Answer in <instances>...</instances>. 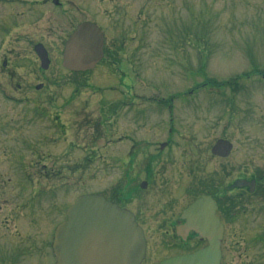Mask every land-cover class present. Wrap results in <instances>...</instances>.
Masks as SVG:
<instances>
[{
  "label": "rangeland",
  "instance_id": "rangeland-1",
  "mask_svg": "<svg viewBox=\"0 0 264 264\" xmlns=\"http://www.w3.org/2000/svg\"><path fill=\"white\" fill-rule=\"evenodd\" d=\"M59 2L0 0V264L55 263V229L79 195L112 197L122 181L137 191L151 154L134 151L133 162L121 167L132 138L171 149L152 151L161 153L160 166L154 164L160 191H135L125 203L147 217L143 264L192 246L165 234L164 218L203 192L215 193L217 172L236 174L247 165L259 189L230 221L222 264H264V0ZM79 16L98 22L109 40L126 38L115 67L106 61L77 76L63 68V45ZM36 43L53 57L45 71ZM119 68L132 81L118 78ZM123 102L143 105V112L124 111ZM123 133L130 136L120 144ZM224 137L235 151L221 161L210 150Z\"/></svg>",
  "mask_w": 264,
  "mask_h": 264
},
{
  "label": "water",
  "instance_id": "water-1",
  "mask_svg": "<svg viewBox=\"0 0 264 264\" xmlns=\"http://www.w3.org/2000/svg\"><path fill=\"white\" fill-rule=\"evenodd\" d=\"M102 37L101 30L94 23L81 24L65 44L64 66L72 70L92 68L102 57ZM35 51L42 60V67L46 68L49 63L47 50L38 44ZM231 148V143L219 140L212 153L226 156ZM66 215L54 235L55 264H142L147 239L130 210L101 194H84L68 208ZM183 217L194 228H201L202 233L205 223L203 235L208 239V245L159 264H220L223 230L219 224L214 228L212 198L203 196L195 200L186 208Z\"/></svg>",
  "mask_w": 264,
  "mask_h": 264
},
{
  "label": "flooded vegetation",
  "instance_id": "flooded-vegetation-1",
  "mask_svg": "<svg viewBox=\"0 0 264 264\" xmlns=\"http://www.w3.org/2000/svg\"><path fill=\"white\" fill-rule=\"evenodd\" d=\"M53 3L58 7L61 5V3L59 2V0H53ZM109 13V15L107 14V17H110L111 11H107ZM106 17V16H105ZM110 20V19H109ZM86 22H90V23H94L95 25H97L99 27V29L101 30L103 37H102V57L100 58V60H98L95 65L92 68H87V69H80V70H72L69 68H66L63 64V60H64V52H65V44L67 42V40L69 39V37L77 30V28ZM75 23V27L73 28V30L70 32V34L68 35L66 41L64 42L63 45V49H62V66L65 70H67L68 72L75 74V76L79 75V74H86L89 73L91 71H94L95 69H99L100 66L103 65L104 62L106 61H111L110 62V68L111 67H115L117 65V62L115 61V57L114 56H122L125 55V43H126V38L123 36L120 38H116L114 37L113 40H109L106 37V33L103 29V27L96 21L89 19L88 17L85 16H79V18L74 19ZM110 31H113V33L118 31V29H114L111 28L109 26ZM39 44L36 43L34 46V50H35V46ZM42 44V43H41ZM43 45V44H42ZM44 46V45H43ZM45 49L47 50V55L49 58V63L48 66L46 68L42 67V61L40 63V69L41 71H45L47 70L53 61V57L50 54V52L48 51V49L46 48V46H44ZM89 48H92V45L88 46ZM35 53L37 54V52L35 51ZM38 55V54H37ZM39 57V56H38ZM39 59H41L39 57ZM4 62H3V66H7V64H9V59L4 57ZM123 69V70H122ZM120 70V74H118V78L123 76L126 77L127 82L132 81L131 78V73L128 72V70L126 68H122ZM7 71V69H5ZM118 73V72H117ZM115 74V72H114ZM116 75V74H115ZM117 76V75H116ZM116 78V77H115ZM78 84H83V86H87L88 83L84 82V83H80V81L77 82ZM87 84V85H86ZM204 86H206L204 84ZM18 87H22V84H18ZM43 87L42 84L36 85L35 88L36 90H39ZM80 88L79 86H76V88ZM77 88V89H78ZM122 97V95H121ZM151 103H148V106ZM166 104L165 107L169 108V111L172 112V110H170V108H173V104H167L166 102L164 103ZM122 105V110H124L125 108H129L130 111H134L137 112L138 110H140L139 112H143V110H141L143 108L142 106H131L130 104H128L127 102H123ZM147 106V107H148ZM153 108H157L155 105L151 104L150 107H148L147 109H153ZM126 111V110H124ZM136 119V118H135ZM143 121V120H141ZM169 122H171L172 125H174V118H173V114L171 113L169 115ZM138 125L135 126L134 130H138L139 127H137ZM172 128H169V130H167L170 134L172 132H174L176 129H174L173 126H171ZM111 127L109 126L108 130H110ZM142 129V128H140ZM115 131H111L109 132V135ZM184 133V132H183ZM130 135H127L126 133H123L122 135H120L118 137L117 142H119L120 144L124 143V141L127 139V137H129ZM110 137V136H108ZM225 140L229 143H231L232 148L229 151V154L226 156H223L221 154H213L212 153V149L213 147H211V153L214 155V157L218 158L221 161H226L227 159H229L235 151V145L234 142L232 141V139H228L226 137L224 138H219L216 140ZM116 142V143H117ZM215 142V144H216ZM134 143V144H133ZM143 143H145L142 139L138 138L137 141L134 140V138H132V144L134 145L131 148H128V150L126 151H130L129 155L127 156V154H123L122 158L120 159L121 162V167H125L127 166L128 162H133V155H134V151H149L150 152V156L148 159V164L145 170V177L144 179H141L142 181L139 183V187L137 188H132V186H130V183L128 185V183L122 181L121 186L119 187L118 190H116L115 194L111 197V196H107V194H102V193H98V194H102L106 199H109L117 204H119L122 208H126L128 210H130L131 212L134 213L136 221L138 222V224L143 228L144 230V234L145 236H147V226L145 221L147 220V217L144 216L143 211L144 210H139V212H136L135 210H133L130 207H127V205L125 204L126 201L128 199L133 198L132 196L134 195V192H138L139 191V195L137 193V197L141 196L143 193H145V190L151 189V188H155L157 191H160V187L161 185L158 183H161L160 179L162 178L155 170V162L157 161V165L160 166L159 164H161L159 160V158L157 159V157L155 158V155H158V153H153L152 151H170L171 149L167 148L168 143L164 142L161 143V145H159V148L156 149H152L149 147H145L143 145ZM214 144V145H215ZM113 145L112 141L109 140L107 142V146ZM213 145V146H214ZM173 150V149H172ZM223 153V152H222ZM161 154V153H159ZM136 155V154H135ZM127 158H129L127 160ZM225 166H222V168H220L219 170L222 171L224 169ZM251 168V167H250ZM126 172V170H125ZM250 172L249 166H245L244 168H241L239 170H237L236 174H228L223 172H217L219 179L216 181V192L215 193H211L210 191L207 192H203L201 195L195 196L183 209L180 213H177V210H175L174 208V215L172 218H164V223L165 228H166V233H169L171 235H174L175 238H177V241H181L186 240L185 243H192L193 245H187L189 246L187 249H185L184 251H176L174 253H172L171 255L165 257L164 259L170 258V257H174V256H178V255H183V254H188V253H192L200 248H203L205 246L208 245V239L206 237H204L203 233L206 232V226L204 223V232L202 233L201 228L200 230L194 228V226H192L191 224H189V222L183 217L184 211L186 210V208L192 204L195 200H197L198 198H201L203 196H209L210 198H212L213 202H214V215H215V226L214 228H217V225L219 224L221 226V230L222 231V238L220 240V249H221V264H222V260H223V243H224V238L227 232H229L231 223L233 220H235V218L237 216H239L240 214H244L242 211L240 210V204L248 197H246V195H253L258 189H259V185H258V175L254 174V173H248ZM125 177H126V173H124ZM222 176L227 179L225 182L224 180H222ZM132 177V176H131ZM157 178V179H156ZM264 178V176H261L260 179ZM129 187L133 190V192L131 191L130 195L125 196V193L123 192V187ZM166 187V186H165ZM140 200V199H139ZM166 202H170L173 203L174 202V198H172L171 200H168ZM245 202V201H244ZM163 208V206H162ZM207 212V211H206ZM205 212V213H206ZM204 213V214H205ZM146 219V220H145ZM204 220V219H203ZM164 226V225H163ZM203 226V223H202ZM180 236V237H178ZM147 239V238H146ZM183 242V241H182ZM203 245L200 247V245ZM186 248V247H185ZM162 259V260H164ZM161 260V261H162ZM145 261V259H144ZM143 261V262H144ZM160 262V261H159ZM54 264V263H53ZM143 264V263H142Z\"/></svg>",
  "mask_w": 264,
  "mask_h": 264
},
{
  "label": "trees",
  "instance_id": "trees-1",
  "mask_svg": "<svg viewBox=\"0 0 264 264\" xmlns=\"http://www.w3.org/2000/svg\"><path fill=\"white\" fill-rule=\"evenodd\" d=\"M206 85V83H204Z\"/></svg>",
  "mask_w": 264,
  "mask_h": 264
}]
</instances>
